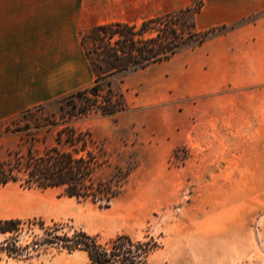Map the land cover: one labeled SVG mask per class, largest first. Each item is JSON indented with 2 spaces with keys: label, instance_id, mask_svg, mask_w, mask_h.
<instances>
[{
  "label": "rangeland",
  "instance_id": "rangeland-1",
  "mask_svg": "<svg viewBox=\"0 0 264 264\" xmlns=\"http://www.w3.org/2000/svg\"><path fill=\"white\" fill-rule=\"evenodd\" d=\"M263 15L261 11L239 24ZM172 65L112 75L111 85L123 94L125 109L114 116L91 114L73 122L89 130L105 151L96 179L127 172L119 178L120 192L109 207L68 197L56 187L25 188L9 182L0 186V219L22 223L17 233H0V242L16 236L24 246L43 236L42 224L44 229L57 227L59 234L82 230L96 235L99 242L120 234L152 239L154 248L147 257L151 264H264V175H208L203 149L191 145L188 137L175 143L165 135L170 124L166 125L163 112L172 106L168 73ZM58 113L57 99L1 125L0 162L17 148L25 155L29 146L41 153L53 145L55 127L49 121ZM87 261L84 251L54 245L19 257L0 252V264Z\"/></svg>",
  "mask_w": 264,
  "mask_h": 264
},
{
  "label": "crops",
  "instance_id": "crops-1",
  "mask_svg": "<svg viewBox=\"0 0 264 264\" xmlns=\"http://www.w3.org/2000/svg\"><path fill=\"white\" fill-rule=\"evenodd\" d=\"M191 3L0 0V126L93 81L80 32L139 23ZM263 10L264 0H202L197 28L228 30L144 68L173 63L165 135L203 149L208 175H264V15L239 24Z\"/></svg>",
  "mask_w": 264,
  "mask_h": 264
},
{
  "label": "trees",
  "instance_id": "trees-1",
  "mask_svg": "<svg viewBox=\"0 0 264 264\" xmlns=\"http://www.w3.org/2000/svg\"><path fill=\"white\" fill-rule=\"evenodd\" d=\"M201 4V0L199 4L192 0L190 6L139 23L113 21L80 32L93 81L58 99L59 113L52 114L49 121L55 127L53 145L41 153L34 152L30 146L25 155L20 148L8 151L7 158L0 162V186L17 182L25 188L56 187L68 197L109 207L118 196L120 180L127 172L122 177L116 174L107 180L96 179V169L106 160L105 151L89 130L73 122L91 114L114 116L125 109L123 94L111 85L112 75L167 61L180 50L202 44L211 35L224 31L225 25L197 28L194 15ZM21 223L20 219H0V233H17ZM40 226L43 229L40 238L21 246L16 236L7 237L0 242V252L19 257L24 252L29 255L32 250L54 245L69 252L84 251L86 264H151L147 257L154 248L152 239L133 240L120 234L99 242L96 235L82 230L59 234L55 226L45 229Z\"/></svg>",
  "mask_w": 264,
  "mask_h": 264
}]
</instances>
